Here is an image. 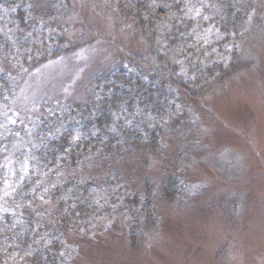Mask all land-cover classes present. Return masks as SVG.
Returning a JSON list of instances; mask_svg holds the SVG:
<instances>
[{
  "label": "rangeland",
  "instance_id": "rangeland-1",
  "mask_svg": "<svg viewBox=\"0 0 264 264\" xmlns=\"http://www.w3.org/2000/svg\"><path fill=\"white\" fill-rule=\"evenodd\" d=\"M30 5L62 51L39 55L26 70L0 61V73L15 86L0 101L1 191L29 177L27 149L20 152L23 133L36 129L46 111L84 105L95 75L126 64L128 54L145 52L150 59L143 32L117 0H30ZM237 6L242 15L232 40L222 42L223 34L210 22L180 67L188 72L197 64L229 63L234 49L244 68L196 98L182 94L175 114L180 122L166 125L163 149L116 161L121 180H113L111 191L96 189L95 214L72 221L67 263L264 264V0H238ZM162 26L164 32L168 21ZM86 170L85 176L96 179L106 172ZM172 178L176 184L165 193ZM43 181L35 185L43 187L42 208L54 219L52 189Z\"/></svg>",
  "mask_w": 264,
  "mask_h": 264
},
{
  "label": "trees",
  "instance_id": "trees-1",
  "mask_svg": "<svg viewBox=\"0 0 264 264\" xmlns=\"http://www.w3.org/2000/svg\"><path fill=\"white\" fill-rule=\"evenodd\" d=\"M117 1L143 32L150 59L145 52L128 54L126 64L95 75L84 105L46 111L36 129L24 131L20 152L27 149L30 174L14 188L0 190V264H69L66 234L78 216L97 212L92 199L96 189L111 191L113 180H121L116 161L163 149L166 125L180 122L175 114L182 108V94L196 98L222 76L244 68L234 49L229 63L215 62L207 68L197 64L188 72L180 67L182 58L194 54L197 37L210 22L223 34L222 42L232 40L242 15L238 0ZM30 7V0H0V61L24 70L39 55L62 51L61 45H54L56 37L40 25L41 15ZM162 21H168L164 32ZM14 92L13 79L0 73V101L6 102ZM87 168L106 172L98 179L91 174L87 178ZM72 172L81 176L69 177ZM40 178L42 186L52 189L58 212L54 219L42 208L43 187H36ZM173 178L165 193L176 184Z\"/></svg>",
  "mask_w": 264,
  "mask_h": 264
}]
</instances>
